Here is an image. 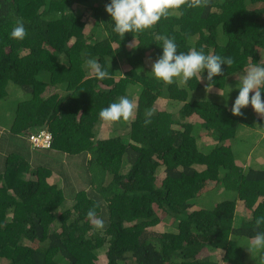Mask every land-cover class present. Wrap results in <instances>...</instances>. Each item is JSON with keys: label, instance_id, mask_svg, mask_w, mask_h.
Masks as SVG:
<instances>
[{"label": "trees", "instance_id": "obj_1", "mask_svg": "<svg viewBox=\"0 0 264 264\" xmlns=\"http://www.w3.org/2000/svg\"><path fill=\"white\" fill-rule=\"evenodd\" d=\"M108 2L0 0V116L8 121L0 128V264H264V249L254 256L247 246L264 232V164L237 156L256 145L241 126L264 132V115L251 104L234 115L232 94L227 106L220 95L201 96L209 83L226 90L232 75L264 61V0H200L196 8L185 0L124 37L112 31ZM18 21L23 40L9 35ZM161 36L179 51L234 63L212 83L164 84L150 73ZM49 86L61 92L45 96ZM121 96L135 105L118 121L129 124L123 132L99 117ZM43 128L49 147L30 140ZM76 166L85 173L79 187L67 175Z\"/></svg>", "mask_w": 264, "mask_h": 264}, {"label": "clouds", "instance_id": "obj_2", "mask_svg": "<svg viewBox=\"0 0 264 264\" xmlns=\"http://www.w3.org/2000/svg\"><path fill=\"white\" fill-rule=\"evenodd\" d=\"M185 0H110L105 4L107 13L111 16L112 31L124 37L126 33H142L162 17H166L169 12L184 4ZM200 0H188L187 7L196 8ZM10 37L16 40H23L26 36V27L22 21H18L12 27ZM162 51L152 62L150 73L157 81L164 84L180 82L187 84L192 78L199 81L206 79L214 82V77L224 72V65L230 66L234 63L231 56L205 53L203 50L191 48L187 51H179V45L174 38L169 36L159 37L157 42ZM129 47L136 48V43H130ZM88 65L94 71L96 78L103 79L107 72L96 59H89ZM234 87L238 92L232 101L231 112L234 115H243L242 109L251 104L253 110L264 115V61L248 64L236 74ZM210 84V83H209ZM208 84V85H209ZM208 85L206 87L208 88ZM220 91L218 95L225 98L227 106L228 94ZM135 105L127 96H121L118 101L110 103L99 112V117L103 121L117 122L127 121L133 114ZM151 112L148 114L151 116ZM89 217L95 215L94 210L88 212ZM257 225L261 223V218H257ZM104 221L97 220L96 227H103ZM250 251L253 249H264V232H257L250 241Z\"/></svg>", "mask_w": 264, "mask_h": 264}, {"label": "rangeland", "instance_id": "obj_3", "mask_svg": "<svg viewBox=\"0 0 264 264\" xmlns=\"http://www.w3.org/2000/svg\"><path fill=\"white\" fill-rule=\"evenodd\" d=\"M263 56H264V54H263ZM234 77H236V76L234 75ZM228 81H229V85H228L227 89L226 90H222L221 92L228 93L230 91V89H231V86H233L232 91L228 95H231L232 94L233 96H236V94L238 92V89H236L234 87V85L236 83V79L233 78V75H232L231 78H230V80L228 79ZM58 90H60L59 87L49 86L47 88V90L45 91L44 95L45 96H48L49 94H51L53 92H57ZM19 91H20L21 94H23L22 90H19ZM58 92H61V91H58ZM218 92H219V90L217 88H215V86L214 87H208V88L206 87L205 89L204 88L201 89V96H203V97L204 96H206V97H214V98L217 97L218 98V97H220L219 95H217ZM16 96H17V93L14 92L13 89H10L9 99H16ZM228 97H230V96H228ZM18 99H19V97H18ZM219 99H221V98H219ZM16 102L17 101H15V100L13 101V104L15 105V107H16V104H17ZM168 106H170V105H168ZM177 108H178V106H172V107L169 108V110L170 111H176ZM13 109H14V107H13ZM3 112L5 113L4 110H3ZM130 119H131V117H130ZM0 123L2 124V126L0 124V128L3 129L5 126H7L8 121L4 118L3 120L0 121ZM127 124L128 123H126V124L123 125V123H122V125H120V123L117 121L116 127L118 128L119 132H123V131L126 130L125 128H128L129 124L128 125ZM258 125H260V124H258ZM109 126L110 125L106 126L102 122V125H101L102 132H104L105 131V128H107L108 135L110 133H112V129ZM250 129H256V127L247 126V125L244 124L243 126H241V129H240L241 130V135L244 134V138L246 140H248V142H250V143H253L254 142V144H256V145L251 148V151L250 152H245L244 155H243V157H241L240 154L237 155V156L240 157V160L243 159L244 162L243 161H240V162H242L244 165L245 164L247 165V164H250L251 163L253 165L255 164V166L258 167V165L260 166V165H263L264 164L263 152L261 150L262 145L260 146V144L262 143L261 141L264 139V132H263V129H261V128L256 129V131L254 133L252 132L253 130L250 131ZM199 131L200 132H205V130H203V131L201 130V127L199 128ZM208 131H210V130H208ZM126 136H128V135H126ZM48 161H49L50 164L48 163ZM55 162H56V160L54 161V160H52V159L49 158L47 160V162H46L47 164H45V165H48L50 167H54V164L53 163H55ZM57 172H58V170H57ZM67 175H68L69 179L71 180L72 184L74 186H76V187L81 186L85 182V173H84V169L81 166H76V170H71L70 172L67 173ZM87 181H88V176H87V172H86V182ZM67 202L71 204L70 199H67ZM243 245H244V243H243ZM247 246L249 247V245H247ZM250 252L254 256H257L258 253L260 252V249L259 250L253 249ZM251 253H250V255L252 256ZM99 254H100V256H103L104 252L101 250V251H99ZM253 262L255 263V260L254 259H253Z\"/></svg>", "mask_w": 264, "mask_h": 264}, {"label": "built area", "instance_id": "obj_4", "mask_svg": "<svg viewBox=\"0 0 264 264\" xmlns=\"http://www.w3.org/2000/svg\"><path fill=\"white\" fill-rule=\"evenodd\" d=\"M30 140L35 146L49 147L52 142V133L48 129H40L38 133L30 135Z\"/></svg>", "mask_w": 264, "mask_h": 264}, {"label": "crops", "instance_id": "obj_5", "mask_svg": "<svg viewBox=\"0 0 264 264\" xmlns=\"http://www.w3.org/2000/svg\"><path fill=\"white\" fill-rule=\"evenodd\" d=\"M0 120H3L2 118H1V116H0ZM1 124V123H0ZM1 126H2V124H1Z\"/></svg>", "mask_w": 264, "mask_h": 264}]
</instances>
